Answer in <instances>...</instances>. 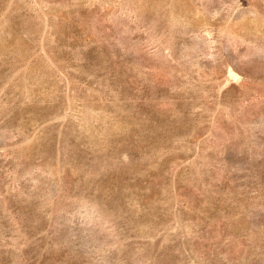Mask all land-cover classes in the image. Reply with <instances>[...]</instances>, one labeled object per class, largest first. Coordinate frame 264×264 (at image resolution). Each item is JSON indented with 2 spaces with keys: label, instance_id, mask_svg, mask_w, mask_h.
<instances>
[{
  "label": "rangeland",
  "instance_id": "374dc122",
  "mask_svg": "<svg viewBox=\"0 0 264 264\" xmlns=\"http://www.w3.org/2000/svg\"><path fill=\"white\" fill-rule=\"evenodd\" d=\"M0 264H264V0H0Z\"/></svg>",
  "mask_w": 264,
  "mask_h": 264
}]
</instances>
